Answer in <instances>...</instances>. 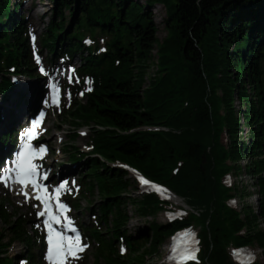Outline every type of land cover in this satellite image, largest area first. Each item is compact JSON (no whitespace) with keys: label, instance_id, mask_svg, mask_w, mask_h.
<instances>
[{"label":"trees","instance_id":"trees-1","mask_svg":"<svg viewBox=\"0 0 264 264\" xmlns=\"http://www.w3.org/2000/svg\"><path fill=\"white\" fill-rule=\"evenodd\" d=\"M53 2L54 16L42 33V45L50 60L79 53L77 73L92 79L91 90L62 105L60 116L73 125L64 149L72 162L84 166L80 195L97 191L100 196L98 201L88 199L96 223L80 225L95 244L96 262L145 264L174 230L194 225L201 250L197 261L186 264H239L230 250L254 245L263 260L250 264H264V0ZM158 3L166 11V35L160 40L152 10ZM19 4L0 0L3 96L13 86L11 74L34 76ZM99 36L104 37L101 51ZM155 48L156 62L151 59ZM152 61L156 69L147 76ZM80 126L90 131L87 153L73 144ZM244 127L247 139L241 140ZM242 157L248 159L245 169L258 193L256 206L229 203L231 197L250 193L238 182H224L226 174L242 170ZM121 164L162 183L192 210L157 221L158 212L171 202L154 192L134 194L130 188L137 180ZM72 203L80 206L76 199ZM128 206L135 215L153 220L129 231ZM29 217L9 212L0 200V264L16 263L7 255L15 241L23 244L31 264L43 263L34 253L41 238L29 227Z\"/></svg>","mask_w":264,"mask_h":264},{"label":"rangeland","instance_id":"rangeland-1","mask_svg":"<svg viewBox=\"0 0 264 264\" xmlns=\"http://www.w3.org/2000/svg\"><path fill=\"white\" fill-rule=\"evenodd\" d=\"M16 1V0H14ZM33 9V15L28 17V13ZM55 5L53 0H20L19 9L17 10V14L24 16L26 19V29H27V37H28V45L29 50L32 53V61H33V75H27V73H18L15 77L12 78L10 75L11 80L13 82V86L11 90L8 92L6 96L0 94V153L3 152L2 156L9 153L10 149L12 148V141L10 138H7L3 132H6L7 128L12 126H18V128H22L25 126L29 116L32 115L36 109L41 107L44 111V117L42 122V127L46 130L42 135L41 139H45L48 142V153L46 155L45 160L40 162V167L43 170L49 171L53 178L51 181L53 184L57 179V175L59 172L65 176V180H67V186L70 190H65V197L66 198H76L79 201L80 206L72 209L70 208V213L73 214L75 222H78L79 228L80 224L86 226H90L92 223H95L96 218L93 214L88 210V199L98 201L100 196L97 191L94 193H84L80 195V190L82 187L79 188L78 184L80 179L82 178V174L84 171V166L82 162H72L69 159L66 150L64 149L65 144L68 142L70 143V132L72 131V124L68 121V119H64L60 116V111L58 107H51L46 98H45V90H46V81L49 76L52 74L62 76V79L59 80V84L62 89V103L64 105H68L72 100H76L79 98V94L75 93L70 85L79 83L78 74H74L73 72H69L70 67H76V65L81 64V57L79 53H76L72 58L75 60V64L72 66H65L63 62V57L55 61L51 59V53L49 49L42 45L41 43V36L42 33L45 31L48 22L54 16ZM153 15L156 19L157 23V37L158 39H162L166 35L165 28L163 26L164 18L166 17L165 6L162 4H155L153 7ZM66 17L69 20L70 14L68 10L65 12ZM34 37V39H33ZM104 38V37H103ZM102 36H99L97 45L99 46V51L103 50L104 47V39ZM153 50L152 52V60L156 62L157 59V52ZM150 63L149 70L147 76L153 75L156 65L154 62ZM57 63V65H56ZM23 77V78H21ZM26 81L28 83L27 90L21 89L20 85L21 82ZM149 83V77L145 80L144 87ZM39 86L41 88V98L36 97L32 90ZM86 83H83L82 89H87ZM29 93V95H28ZM33 97L35 104L32 107V110L29 114L25 117L23 121L15 120L14 114L12 111H7V104L13 98L16 100H23L27 101L28 98ZM45 104V106H44ZM235 109L238 111L241 108V104L236 100ZM44 106V108H43ZM4 122V123H3ZM2 126V127H1ZM245 128V127H244ZM242 128L243 132L240 135L241 140H246L247 135L245 131L247 128ZM78 136L73 143L74 146L80 148L83 152L87 153L90 151V131L88 127L80 126L78 129ZM8 141L11 143H8ZM223 141L227 143V135L223 134ZM10 144V145H9ZM7 151H4V150ZM74 149H72L73 151ZM2 160V159H1ZM247 162V157H244L242 161L239 163L242 166V170L237 173L233 172L230 177H227L225 181L228 184H232V182L242 184L246 187V190L250 192L249 194L245 195L244 198H240L237 196L230 200L229 203L233 206H242V203H249L253 206L257 205V200L254 195L257 194L256 187L251 184L252 177L251 175H245L244 165ZM1 167V161H0ZM248 173V171H246ZM129 176L133 179L135 178L132 173L129 172ZM134 194H140L139 185L136 183L135 187L130 188ZM179 199V202L173 201L170 199L172 206L166 209V212L163 210L159 211L156 215V220L159 222L167 221L168 215L167 212H174L177 214H182L183 208L186 207L183 199L176 196ZM0 200H4L5 207H7L8 211H19L22 215H30L29 221H31L29 227H33L36 230L37 234H43V230L37 221L36 212L34 211L35 206L33 202H28L19 194L13 190L11 187L5 186L0 183ZM95 204V203H94ZM129 213L131 214V218L128 221L127 229L129 231H134L138 226L147 225L150 221L153 220L152 217H140L135 215L132 211V207L128 206ZM104 229V225H103ZM194 230L199 232L198 227L194 226ZM82 245H84V250L82 252H78L76 256L78 258H69L66 261V264H98L94 258V249L95 244L93 242H89L83 236H80ZM11 242V241H10ZM170 242V238H167V241L163 244L160 248V253L155 254L151 257L146 258L145 264H168L166 262L167 256V248ZM36 244L39 245L38 240H36ZM42 246H34V253L35 255L40 256L39 260L41 263L42 260ZM24 246L20 242H13L9 248L7 249V255L14 258L16 261L15 264H31L28 261L27 257L24 256L25 253L23 252ZM251 249L254 252V258L257 261H262V252L258 245L251 246ZM231 252L233 249L230 250ZM45 260L44 263L45 264Z\"/></svg>","mask_w":264,"mask_h":264},{"label":"snow or ice","instance_id":"snow-or-ice-1","mask_svg":"<svg viewBox=\"0 0 264 264\" xmlns=\"http://www.w3.org/2000/svg\"><path fill=\"white\" fill-rule=\"evenodd\" d=\"M34 39V37H33ZM58 89L53 86V102L58 104ZM43 120V113H41V118L32 123L31 127L28 129L26 135L29 141L37 136V129L40 127ZM46 149L41 147L39 150L35 149L31 143L24 146V150L19 154L18 161L16 163V176L15 181L27 188L31 185L37 191L35 197L36 200L41 201L44 205V211L38 213L41 217H47L44 220V224L48 232V256L47 258L51 264H66V261L71 258H78L76 254L84 250V245H82L79 235L68 236L65 232L59 231L54 225H61L62 221H67L71 225V221L68 219L64 213L67 211L66 205L60 202V193L62 190L68 189L67 182L62 183L55 190V208L59 210V215L53 209L52 195L48 192V189L38 183V166L34 163L37 158H42ZM46 179V176L44 177ZM141 183L144 185H149V181L141 178ZM157 191H162L157 188ZM24 196L30 198L27 191H24ZM66 231L75 232L74 227H69ZM184 259H194L192 255H185Z\"/></svg>","mask_w":264,"mask_h":264},{"label":"bare ground","instance_id":"bare-ground-1","mask_svg":"<svg viewBox=\"0 0 264 264\" xmlns=\"http://www.w3.org/2000/svg\"><path fill=\"white\" fill-rule=\"evenodd\" d=\"M33 9L28 13V17L33 15ZM156 21V19H155ZM23 78V77H21ZM27 85L28 83L26 81L21 82V89H26L27 90ZM29 95V93H28ZM35 104V101L33 97L31 96L30 98L27 99V101L23 100H16L13 98L9 103L7 104V111H12L14 114V119L19 120L20 122L25 119V117L29 114V112L32 110L33 105ZM4 123V122H3ZM2 127V126H1ZM6 151V149L4 150ZM170 199L176 202H179V199L173 194L169 192ZM255 196V195H254Z\"/></svg>","mask_w":264,"mask_h":264}]
</instances>
